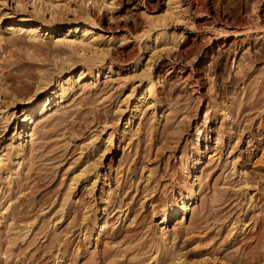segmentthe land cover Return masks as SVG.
<instances>
[{
	"label": "rangeland",
	"instance_id": "374dc122",
	"mask_svg": "<svg viewBox=\"0 0 264 264\" xmlns=\"http://www.w3.org/2000/svg\"><path fill=\"white\" fill-rule=\"evenodd\" d=\"M32 1L0 0V29L24 19L52 53L79 26L109 53L66 109L42 115L81 64L55 71L36 102V142L0 177V264H264V0ZM82 1L92 21L75 17ZM23 37L0 43V108L11 118L0 151L31 110L11 97L28 99L39 70L64 59ZM105 150L97 174L72 181ZM189 184L185 222L161 225L162 206L180 204Z\"/></svg>",
	"mask_w": 264,
	"mask_h": 264
},
{
	"label": "bare ground",
	"instance_id": "6f19581e",
	"mask_svg": "<svg viewBox=\"0 0 264 264\" xmlns=\"http://www.w3.org/2000/svg\"><path fill=\"white\" fill-rule=\"evenodd\" d=\"M34 1H36V2L38 1V4H39L43 0L42 1L41 0H34ZM34 1H32V2H34ZM20 3L17 4V6L20 5ZM5 4L6 3L4 2L3 6ZM33 5H34V3H33ZM36 6H38V5H36ZM37 10L41 16L44 14V12L42 10V5ZM34 11H35V7H34ZM54 11H55V9H54ZM73 13L75 14V17L77 19H82L85 21H87V20L92 21V17H91V14L89 12V9L87 8L86 3L83 1L76 6V8L73 10ZM45 14L43 16H45ZM2 18H4V17H2ZM48 20H49V18H48ZM51 21L54 22V18H52ZM25 22H26V20H24V19L13 18L12 20H10V24L6 28L5 31H2V29H0V43L5 41L7 39L6 35L9 34L10 37L6 41L11 46L22 45L24 42L22 37L24 36L27 38L28 41L31 42V43H28V45L30 44L29 48L31 50H33V52H36L39 55L40 54H43V55L47 54V55H49V57L52 56L54 59L55 58L57 59L60 57L61 58L64 57V59L62 60V64L60 65V67L57 68V70H55L56 68L46 69L47 71H43V70L40 71L39 70V78H38L39 81L37 82L38 84L35 87L36 89L34 90L32 96H30L28 99H25V100L20 99L17 96L11 97V102L13 105L14 104L16 105L17 103H30L31 104L30 105L31 110H30L29 114L26 116V120L25 121L23 120L24 125H21L20 127H18L17 124H16V126L14 125L15 126L14 127V136L10 137L11 138L10 141L8 140L9 142L4 145L3 149L1 147L2 150L0 151V177H2L3 179L9 178L10 176H12L14 171H16V170H18V168H20L22 163L28 157L29 145H31V147H32L36 142V133L33 131V128H34V126H36L38 124V121H36L34 119L32 120L33 117L32 116L30 117V115H32V112L34 111V106L36 105V102L52 86L53 73H55V71H59L60 73H62L63 71L72 69L73 67H75L78 64H81L83 66L82 67L83 69L81 70L82 73L79 76V80L77 82L75 81V79L73 80L72 78H70L66 81L63 79L64 82L60 81V83H58V86L56 87V90L54 91L55 93H52V94L49 93L48 94L47 100L45 102V106H44L43 111H42V113H43L42 115H43L44 119L46 117H49L48 115H50V113L53 112L54 107L56 105L55 104L56 102H58L57 106L59 108H61V109L67 108V105L71 103L72 98L76 95L75 93H77L79 90L84 89V84H82L80 81L82 79H86L85 77H87L89 74H91L90 72L92 71L93 67H95L100 62L101 63L104 62L105 58L108 57V53H109V49L108 50L101 49L100 44H99V40L96 36L91 35V33L89 31L82 32L81 29H79V26H77V24H76L77 27H75L74 29H69L68 32L61 33L58 38L55 37V39H56L55 46L57 47V49L55 51H53L52 53L49 51L45 52V48H44L45 44L44 45L42 44L45 39H44V36H41L38 32L37 28L39 26L35 27V25L34 26L32 25L30 30H24ZM43 22H44V24L43 23L42 24L44 25V29L46 28V30L50 31L51 33H55V30H56L55 26L56 25L54 23L53 24H47L45 17L43 18ZM80 22H82V21H80ZM95 24H93V27H95ZM148 33H149V31H147L148 41L151 42L152 37L150 35H148ZM52 38H54V37H52ZM24 40H26V39L24 38ZM65 56H66V58H65ZM53 66L55 67V64ZM10 76H11V73H10ZM16 77H18V76H16ZM155 93L156 92H155L154 88L149 90L150 96H155L154 95ZM37 107H38V105H37ZM4 110L5 109L0 108V129L2 128V130H3L2 132L7 131L8 127L10 126V122H11V118L9 117V115ZM27 119H28V126L24 130V132H26V130L28 129L29 126H30V129H28L29 131L27 132V136H26L27 140H26V138L25 139L23 138L24 137L23 132L22 131L20 132L19 130L24 129L26 127ZM29 121L32 122L31 125L29 124ZM106 152H107V150H105L102 153V155L98 156V158L92 164H90L88 167H86V169H84L78 175H76L72 181H76V183H78L81 178L85 177V175L87 176V174H89L91 172H95V174H97L99 166L102 164V159L105 157ZM93 184H95V183H93ZM194 191H195L194 185L189 184L185 188V190L183 192H181V194H180V196H181L180 204L175 202V205L172 206V209L168 208L166 205L162 206L161 209L162 210L166 209V211L164 210L165 212L162 215L163 220H162L161 225L167 224L169 222L170 218H172L173 216H175L177 214L182 215L183 216L182 222L183 223L185 222L186 216L188 215L189 210H190V204L196 200V194ZM157 208L156 209L154 208V209L157 210ZM159 209H160V207H159ZM87 219H91V218L85 216L84 221ZM97 221H93V223H95V225H96L98 223ZM183 223H180V224L182 225ZM161 225L159 224V226H161ZM159 226H157V227H158V229H160L161 233L163 235H166L167 234V232H166L167 227L160 228Z\"/></svg>",
	"mask_w": 264,
	"mask_h": 264
}]
</instances>
